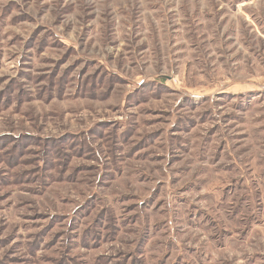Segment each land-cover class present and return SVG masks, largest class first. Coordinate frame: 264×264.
<instances>
[{
	"label": "rangeland",
	"instance_id": "obj_1",
	"mask_svg": "<svg viewBox=\"0 0 264 264\" xmlns=\"http://www.w3.org/2000/svg\"><path fill=\"white\" fill-rule=\"evenodd\" d=\"M0 264H264V0H0Z\"/></svg>",
	"mask_w": 264,
	"mask_h": 264
},
{
	"label": "trees",
	"instance_id": "obj_2",
	"mask_svg": "<svg viewBox=\"0 0 264 264\" xmlns=\"http://www.w3.org/2000/svg\"><path fill=\"white\" fill-rule=\"evenodd\" d=\"M53 151V150H52Z\"/></svg>",
	"mask_w": 264,
	"mask_h": 264
}]
</instances>
